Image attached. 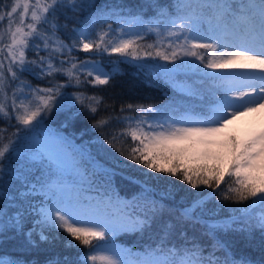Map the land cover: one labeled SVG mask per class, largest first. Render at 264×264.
<instances>
[{"label": "snow or ice", "instance_id": "6c2138e0", "mask_svg": "<svg viewBox=\"0 0 264 264\" xmlns=\"http://www.w3.org/2000/svg\"><path fill=\"white\" fill-rule=\"evenodd\" d=\"M82 4L83 0L79 4L77 0H0V119L22 126L0 147V237L12 232L22 235L27 247L38 248L40 243L59 239L63 231L88 249L75 261L56 256L46 264H264L237 257L219 237L221 232L251 236L254 231L264 237V131L246 140L226 131L234 120L264 110V0H173L172 12L154 4L156 26L139 17L135 22L121 21L118 10L102 9L91 17L89 27L68 33L67 24H59L60 16L81 10ZM113 15L117 27L103 19ZM104 23L107 27L99 31L91 27ZM122 23L136 27L126 31ZM153 34L154 41L146 44L151 51H144L143 56L159 58L173 67L145 62L137 63V68L163 69L172 77L194 70L203 78L201 85L210 81L212 86L189 90L186 95L198 96L201 102L196 108L184 109L180 118L175 116L177 109L162 112L143 104H127L119 113L113 109L94 119L92 127L103 136L98 152L110 155L104 147L108 145L133 164L179 177L193 189L206 186L212 193L193 200L178 214L146 195L139 197L141 213L136 212L141 207L137 197L122 201L108 196L85 203L78 193L73 194L76 181L70 171L80 161L69 151L71 141L46 127L48 117L54 111L63 113L64 127H68L81 113L95 118L102 107L108 110L102 96L87 95L81 89L87 84L107 85L118 65L140 61L141 42ZM29 51L34 58L27 57ZM78 52L93 56L81 60ZM104 53L122 58L111 61L109 72L96 59ZM25 73L44 81L45 86L33 87L23 79ZM68 88L75 91L69 94ZM4 131L7 128L0 129V133ZM88 155L93 175L111 172ZM142 175L144 182H134L141 183L147 193V181L158 177ZM225 177L228 182L216 192ZM40 195L45 199L34 203L33 198ZM208 199L249 203L242 209L233 208L226 218L206 219ZM257 207L261 211L254 216L252 210ZM166 213L174 219L164 220ZM157 221L161 222L157 248L141 259L129 260L108 243L118 233L143 231ZM29 222L31 227L26 230ZM187 223L201 225L207 242L193 238L188 247ZM177 232L185 241L183 251L175 244L169 246ZM48 233L55 235L50 238ZM94 240L104 244L94 245ZM65 247L76 245L68 240ZM0 264L23 262L0 257Z\"/></svg>", "mask_w": 264, "mask_h": 264}, {"label": "trees", "instance_id": "16d2710c", "mask_svg": "<svg viewBox=\"0 0 264 264\" xmlns=\"http://www.w3.org/2000/svg\"><path fill=\"white\" fill-rule=\"evenodd\" d=\"M78 4L81 0H77ZM173 0H83L81 10L73 13L71 11L64 13L60 16L59 24H67V32L71 33L72 29H84L90 26L91 17L102 9H116L119 11L121 21L127 20L129 22H135L137 17L144 22L152 21L151 26H156L157 10L153 5L158 7L167 6V11L172 12L174 9L171 7ZM91 3V6L89 4ZM65 16L67 19H65ZM104 20L113 24V27H117L115 21L116 16H104ZM88 21L89 23H85ZM126 31L129 27H136L134 23L121 24ZM95 31H99L101 27L106 28L107 23L91 25ZM163 27V22L159 25ZM143 30V29H141ZM62 29L61 35H64ZM155 39L153 35H146L145 41L141 42L142 50L140 52L141 60L132 61L131 63H123L117 66V72L114 78L110 80L107 85H93L87 84L82 91H86L87 95H100L103 97L104 103L109 105V109L105 110L103 107L99 110L97 116L93 118L90 114L81 113V115L68 127H64L65 114L61 113L57 115L55 111L48 117L46 127L58 132L60 135L67 137L71 141L72 147L69 148L70 152L76 154V159L80 161L77 165L82 183L83 191L90 193L95 200H106L108 196H111L113 200L119 197L122 201H133L134 197H137V202L141 204L140 208L136 209L137 213L143 211V201L139 200V197L146 195L149 200H155L163 203L166 209L172 210L178 214L180 210L191 205L192 201L212 193V189L203 188L200 195L196 196V189L182 182L179 177H173L166 173H156L145 168L142 164H133L131 161L125 160L120 156L114 148L104 145L110 155H105L103 152H98L100 144L103 140L102 134L92 127L94 119H99L100 116H107L113 109L116 113H119L121 106L127 104L139 105L143 104L145 107H154V109H160L163 111L171 112L172 109H177L175 112L176 118H180L184 115V109L196 108L200 104L198 96L189 97L186 93L191 89H204L212 86L209 81L205 85H201L200 81L203 79L194 70L180 73L175 77L165 73L163 69H139L136 67L137 63H149V64H164L167 68H172L173 65L169 62L160 60H152L149 57H144V51H151L146 48V44L152 43ZM70 43V41H66ZM202 53L204 50H200ZM76 55L81 59L86 57H92L93 53L78 52ZM29 59L34 58V53L29 51L27 53ZM101 63L103 70L109 72L112 70L111 61L122 59L118 54L104 53L103 58L96 57ZM197 63H199L197 61ZM203 67V65H201ZM205 71H208L205 69ZM23 79L26 82H30L33 87L45 86L44 81L36 80L31 75L25 73ZM61 81L66 79L60 77ZM91 79V78H89ZM71 94L75 89H65ZM8 97L11 99V89L8 90ZM79 105L75 106L78 109ZM74 109V110H75ZM126 115H136V113L126 112ZM155 114V112L153 113ZM17 127L15 121L9 125L5 120L0 119V129L7 128V131L0 133V147H3L4 143L8 142L9 137H12ZM122 127V126H118ZM112 129L109 128L108 132L111 133ZM23 133H21L22 135ZM40 137L43 138V135ZM41 138V139H42ZM129 144L131 143L130 137L128 138ZM127 147V145H125ZM83 153V157L79 154ZM95 160H99L106 168L110 169L109 174L98 172L93 175L92 165L89 163V155ZM14 167L16 165H13ZM142 173H147L150 177H158L155 180H148L150 191L144 193L141 187V183L134 181L144 182L145 176ZM223 183L216 189V192L222 188ZM45 199L42 195L35 196L33 202L39 204V202ZM217 212L218 215H209V213ZM253 215H258L261 209L259 207L254 208ZM205 218L206 219H223L230 215V212L217 211L214 207V200H207L205 204ZM199 213V209H197ZM170 218L166 213L164 220ZM160 221L152 224L151 228H145L143 231H131L121 232L113 237L115 243L126 247L132 254L131 258L134 260L141 259L146 253L153 252L159 243V231ZM31 227V223L25 224V229ZM184 230L188 236V247H191V240L195 238L201 243H206V239L202 237V226L196 224L193 226L191 223L184 225ZM53 236L55 233H48ZM219 237L227 242L231 250L237 257L246 256L253 261H264V237H262L259 231H254L251 236L245 233L229 232L219 233ZM38 239V238H37ZM71 240L76 247H65V241ZM185 241L180 237L179 232L170 238L169 246L175 244L178 249L183 251L181 245ZM93 244H104V241L100 243L93 241ZM88 251L87 248H83L75 240H72L67 233L63 231L59 232V239L52 240L51 243H40L38 248H29L24 243V237L22 235H16L12 232L7 233L5 236L0 237V257L5 259H12L15 261H21L23 264H46V262L53 257L59 256L61 260L64 257H68L70 260L75 261L82 252Z\"/></svg>", "mask_w": 264, "mask_h": 264}, {"label": "rangeland", "instance_id": "374dc122", "mask_svg": "<svg viewBox=\"0 0 264 264\" xmlns=\"http://www.w3.org/2000/svg\"><path fill=\"white\" fill-rule=\"evenodd\" d=\"M9 98V97H8ZM3 97L0 96V100H2ZM10 100V98H9ZM250 115H253V118H250ZM247 116H243L240 117L236 120H234L232 122V124H230L228 126L227 134L228 135H236L240 140H246L248 139L250 136L254 135V134H259L261 131H264V110H261L260 112L257 113H253ZM42 137H40L41 139ZM221 139H224L225 136H221ZM43 139V138H42ZM70 171L72 172V177L75 179L76 183L74 185V195L76 193L79 194L80 199H82L85 203L88 202V200L90 199L92 201V203H95L97 200H95V198H92L93 196L90 193H86L85 191H83V186L85 187V185L82 183V179L80 178V174L78 172V168H74V169H70ZM229 178L225 177V182L223 183L222 188H220L217 192H219L221 189H223L225 187V183L228 182ZM203 188H206V186L200 185L196 188V196L200 195L201 191ZM209 189V188H208ZM209 200H214V207L216 208L217 211H224V212H230L233 208H243L244 205L248 204V201H245L243 204H235L232 201H224L222 199L217 200V199H209ZM207 203V202H206ZM221 204H225L228 205V208L225 209H221L218 207V205ZM116 236V235H115ZM113 240V237L109 238V245L111 247H114L116 249L121 250L124 254L125 257L129 260H133L135 261L133 258H131V253L128 251V249L126 247H123L117 243H115ZM95 241V240H94ZM98 243H100L101 241H96Z\"/></svg>", "mask_w": 264, "mask_h": 264}, {"label": "bare ground", "instance_id": "6f19581e", "mask_svg": "<svg viewBox=\"0 0 264 264\" xmlns=\"http://www.w3.org/2000/svg\"><path fill=\"white\" fill-rule=\"evenodd\" d=\"M250 118L252 119L253 118V115H250Z\"/></svg>", "mask_w": 264, "mask_h": 264}]
</instances>
